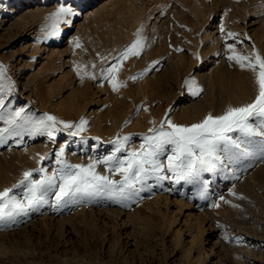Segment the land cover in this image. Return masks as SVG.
I'll use <instances>...</instances> for the list:
<instances>
[{"label": "rangeland", "instance_id": "1", "mask_svg": "<svg viewBox=\"0 0 264 264\" xmlns=\"http://www.w3.org/2000/svg\"><path fill=\"white\" fill-rule=\"evenodd\" d=\"M195 2L205 10L206 30L215 32L222 10L231 13L232 7L239 9L246 5L252 19L264 20V0H0V65L7 69V76L15 84L4 112L14 114L24 109L26 116L38 118L47 113L74 124L81 118L88 120L86 131L80 136L58 133L55 144L46 136L27 132L0 144V190L17 183L26 170L43 166L51 172L56 167L54 153L60 144H68L65 158L70 163L87 164L110 155L114 149L111 142L118 136L131 135L128 147L139 149L143 136L154 126L151 121L155 120V127H159L166 115L182 125L203 120L211 111L199 115L192 104L204 95L207 102L216 103L219 82L229 77L224 76L226 67L233 62L227 59L231 53L226 45L235 44L237 52L241 53L244 41L236 36L226 37L225 42L210 39L201 43L199 34L205 29L191 27ZM33 3L36 4L33 8L39 5L44 9L37 36L33 33L36 29L28 33L30 36L24 35L21 31L24 24L13 26L16 19L9 16L13 8L20 11ZM61 6H71L76 14L65 18L69 22L60 25L58 35L46 36L48 17ZM141 29L143 51L140 57L123 61L116 77L118 82L126 83V87L114 92L111 84L103 79L101 70L115 63L114 58L136 40V33ZM77 42L81 47H75ZM177 55L184 60L174 59ZM207 63L212 64L205 67ZM75 65L81 66L82 74L94 73L97 78L93 80L85 75L81 81ZM211 69L213 72L208 75ZM133 76L137 79H130ZM189 78H194V87L203 89L200 95H192L187 90L184 82ZM254 97L247 102L251 103ZM6 127L5 121L0 120V130ZM46 154L51 158L40 161L39 157ZM261 168H264V160L256 154L227 172H205L206 186L184 180L178 183L172 179L159 183L150 180L148 184L152 187L126 194L129 207L114 200L111 203L109 199L60 210L45 206L40 212L23 218L25 222L0 229V243L14 250L0 256L9 264H27L32 260L35 264H60L66 259L72 264L91 260L97 264H234L231 258L240 254L245 264H264V188L258 183L264 181ZM97 170L105 172L102 164ZM114 178L119 179V176ZM149 196L169 197L176 205L171 206L170 211L164 208L165 216L160 217L162 221L165 218L163 231L145 235L130 215L143 214L140 210ZM221 196L224 200L219 199ZM236 201L243 204L244 215L235 216L231 223L224 222L222 217L235 210ZM179 202L203 211L208 239L200 237L196 250L190 251L191 235L194 231L193 235H200L199 229L187 218V210L183 209L182 214L177 212ZM213 202L219 207L213 208ZM92 213L100 217V228L93 232L83 219L91 217ZM118 215L122 219H116ZM50 217L56 220L54 224L45 220ZM210 224L220 230H210ZM223 232L228 233L225 243L214 245L215 234ZM180 238L183 246L174 247L172 242ZM198 253L204 259L201 262L196 259Z\"/></svg>", "mask_w": 264, "mask_h": 264}, {"label": "snow or ice", "instance_id": "2", "mask_svg": "<svg viewBox=\"0 0 264 264\" xmlns=\"http://www.w3.org/2000/svg\"><path fill=\"white\" fill-rule=\"evenodd\" d=\"M75 14L71 6H61L51 13L46 36L58 35L60 25L69 22L65 18ZM141 32L142 29L138 30L136 40L114 58L115 63L101 70L103 79L111 84L114 92L126 87V83L118 82L116 77L123 61L140 57L143 51L144 38ZM226 35L235 38L237 34L229 32ZM240 43L243 44V41ZM75 47L81 45L77 42ZM226 47L231 53L227 59L253 75L256 94L251 103L228 106L219 115L209 112L203 120L191 125L174 123L166 115L159 127H155V120L151 121L154 126L149 128V134L143 136L139 149L128 147L131 135L118 136L111 142L114 149L110 155L87 164L70 163L65 158L68 144H60L54 153L56 167L51 172L43 166L26 170L17 183L0 190V229L23 223V218L40 212L45 206L60 210L109 199L129 207L126 194L152 187L148 184L150 180L157 183L169 179L177 183L184 180L206 186L207 181L203 180L205 172H227L230 166L239 165L256 154L264 160V55L258 50L247 54L238 53L235 44H227ZM74 67L81 81L85 75L93 80L97 78L94 73L82 74L79 65ZM6 73L7 69L0 65V120L8 125L0 130V144L26 132L46 136L49 142L55 144L58 133L66 132L68 136L77 137L86 131V118L74 124L47 113L38 118L26 116L24 109L14 114L5 113L6 100L15 91V84ZM130 79L135 80L137 77ZM184 83L192 95L198 96L203 91L202 88L194 87V78L186 79ZM50 158L46 154L40 156L39 160ZM101 164L107 174L97 170ZM35 175L39 178H34ZM233 175H236L235 171ZM116 176L119 179L114 178ZM231 194L237 195L235 192ZM219 199L224 200V197ZM211 206L217 208L219 204L213 202Z\"/></svg>", "mask_w": 264, "mask_h": 264}, {"label": "bare ground", "instance_id": "3", "mask_svg": "<svg viewBox=\"0 0 264 264\" xmlns=\"http://www.w3.org/2000/svg\"><path fill=\"white\" fill-rule=\"evenodd\" d=\"M12 1V0H11ZM244 1V0H243ZM247 1V0H246ZM252 1V0H251ZM16 2V1H15ZM233 2V1H232ZM39 3V2H38ZM197 4V2H195ZM245 3V2H243ZM241 3V4H243ZM15 5V4H14ZM236 5V4H235ZM249 5V4H248ZM36 4L33 3L31 5H26L24 6L23 9H21L20 11H18L17 9L14 10V8L10 11V13L12 15L9 16H13L14 19H16L14 21L13 26H21L24 24V26L21 28V31L25 34H28L29 32L31 33V30L36 29L33 31L34 35L37 36V34L39 33L38 31V27H41V22H42V14L44 9L42 7H40L38 5V7H35ZM31 9L27 10V8ZM224 7V6H223ZM250 7V6H249ZM20 8V7H19ZM191 8V7H190ZM229 8V7H228ZM8 9V8H7ZM11 9V8H10ZM193 9V7H192ZM223 14L221 21L217 24V27H215V32L214 31H210V30H206L205 26H206V21H208L206 14H205V10L204 8L200 5L197 4L194 7V14H195V19L191 25V27L196 28L197 30L202 31V29H205L204 33H201L202 35L199 34V39L201 43L207 42L208 40H213V41H217V42H222L224 41V39L227 37V33L231 32V33H235L237 34L236 36L239 37V39L244 41V47L241 48L240 52L243 54H247L248 52H253L258 50L262 55H264V20H261V18H259L260 20H255L252 19L250 14H248V9L247 6L244 5L242 8L240 7L239 9L233 8L232 7V12H227L225 10H222ZM251 12V11H250ZM9 13V14H10ZM7 15V13H6ZM218 15V14H217ZM216 16V15H215ZM220 16V15H219ZM6 17V16H5ZM211 17V16H210ZM1 18V17H0ZM8 18V17H7ZM194 18V17H193ZM217 18V17H216ZM211 19H209L210 21ZM219 20V19H218ZM2 21V19H1ZM5 22V21H4ZM2 22V23H4ZM38 22V25L36 24ZM214 23V21H213ZM214 25V24H213ZM216 26V25H215ZM12 26H10L9 29ZM211 27V26H210ZM213 27V26H212ZM221 27H223L224 31L221 32ZM63 31V30H62ZM66 32V31H65ZM192 32V31H191ZM214 32V33H213ZM32 33V34H33ZM36 33V34H35ZM63 33V32H62ZM187 33V32H185ZM29 35V34H28ZM31 35V34H30ZM29 35V36H30ZM187 35V34H186ZM192 35V33H191ZM218 35V36H217ZM23 36V35H22ZM33 36V35H32ZM198 36V35H197ZM60 37V36H59ZM186 37V36H185ZM194 37V36H193ZM250 37V39H249ZM31 38V37H28ZM61 38V37H60ZM33 39V38H32ZM59 39V38H58ZM183 39V38H182ZM186 39V38H185ZM188 39V38H187ZM192 39V38H191ZM194 39V38H193ZM55 41V40H54ZM57 42V41H56ZM225 42V41H224ZM55 43V42H53ZM26 45V43H25ZM55 47V46H54ZM28 48V47H26ZM39 48V47H38ZM41 48V47H40ZM51 50V49H50ZM52 52V51H51ZM55 51H53L54 53ZM52 54V53H51ZM173 54V53H172ZM170 57V56H169ZM174 58V57H173ZM179 59L180 62H182L184 60V58L182 56H176L174 59ZM28 62V61H27ZM210 63V62H209ZM229 63V62H228ZM212 64V63H211ZM211 64H204L205 67H210ZM226 65V63H225ZM21 67V66H20ZM217 67V65H216ZM237 67V69L239 68V70H234ZM23 68V67H22ZM213 72V69H211L208 72V75H211V73ZM205 73V72H204ZM207 75V74H206ZM224 76H229L226 77V80H221L219 82V88L217 90L216 93V97L218 98L216 103H212L214 101L211 102H207V95H204L203 99H200L199 101H197L196 103L194 102L192 104V106L194 108H196V111L200 114L205 115L208 111H211L212 114H216L219 112L221 113V111L228 106H232L234 104H247V100H249V98H252L255 96V85H254V81H253V75L250 71L246 70V69H241L239 67V65H237L234 61L229 63V65L226 67V75ZM33 78H31L32 80ZM32 82V81H30ZM209 83L211 84V81H209ZM185 115V114H184ZM187 115V114H186ZM256 159V158H255ZM231 169L234 167L230 166ZM264 168H261V170H263ZM212 176V175H211ZM209 178V177H208ZM229 182V181H227ZM226 182V183H227ZM225 183V184H226ZM259 183V187L264 188V181L261 180L258 182ZM228 184V183H227ZM189 186V185H188ZM233 190V188H232ZM230 191V190H229ZM228 192V191H227ZM236 193V192H235ZM230 194V192H229ZM143 195V194H141ZM162 195V194H161ZM164 196V195H163ZM162 196L161 197H154V196H149L148 198H146V203L141 207L142 210H140L143 214H133L130 215V217L134 220V223L137 224V227L139 228V230L141 231V233L145 234V235H149L152 233H158L161 230L163 231V228L166 226V224H162L165 222V218L164 221H162V218L160 217H164L165 213L163 212L164 208L167 211H170L171 206H175L176 205V201L172 200L171 198L167 197L164 198ZM140 197V196H139ZM145 198V197H144ZM145 200V199H144ZM113 200H110V202ZM141 201V200H140ZM175 201V202H174ZM110 202L107 201V204ZM115 202V201H114ZM143 202V201H141ZM113 203V202H111ZM115 204V203H114ZM179 205L177 206V212L180 214L183 213V209L187 210L188 214H187V218L194 221V223L197 225L198 227V231L199 234H194V232L191 235L192 238V245L190 247V251L195 249L196 244H199V240L201 237V240L203 237H206L208 239V235L206 232V227L204 225V220H203V211L201 210V208H197V207H192V206H188L182 202L178 203ZM111 205V204H110ZM199 205V204H197ZM202 205V204H201ZM235 205H238V207H235V210L232 212H227L226 214H224V216L222 217V220L224 222L227 223H231L233 221V218L235 216L238 215H244V209H243V204L240 201H236ZM113 206V205H112ZM108 207V206H106ZM111 207V206H110ZM202 207V206H200ZM204 210V209H203ZM110 212V211H109ZM112 212V211H111ZM174 212V211H173ZM49 213V212H48ZM100 213V212H99ZM103 213V212H102ZM116 213V212H115ZM121 213V212H120ZM168 213V212H167ZM53 214V213H52ZM57 215V213H54ZM105 214V213H104ZM103 214V215H104ZM114 214V213H113ZM119 214V213H117ZM123 214V213H122ZM46 215V214H45ZM110 215V214H109ZM175 216V215H174ZM173 216V217H174ZM47 217V215H46ZM56 217V216H54ZM111 217V216H109ZM114 218V216H112ZM42 218V217H41ZM51 218V217H50ZM107 218V217H106ZM124 218V217H123ZM175 218V217H174ZM45 219V218H44ZM84 223L86 224L87 228H89L92 232L93 231H98V229L100 228L99 225V221H100V217L99 214L95 215L92 213L91 217L87 218L84 217ZM116 219H122L121 215H118L116 217ZM48 222H50V224H54L56 222V220H54L53 218L51 219H45ZM58 220V219H57ZM27 221V220H26ZM31 222V220H29ZM34 221V220H33ZM32 221V222H33ZM25 222V221H24ZM28 222V221H27ZM175 222V221H174ZM172 220V223H174ZM29 223V222H28ZM19 225V224H18ZM22 225V224H21ZM30 225V224H29ZM25 226H28V224H26ZM21 227V226H20ZM19 227V228H20ZM166 229V228H165ZM210 230H215V232H218V227L215 228L212 224H210L209 226ZM19 230V229H18ZM27 230V228H26ZM168 230V229H166ZM23 231V230H22ZM180 230H178L179 232ZM176 232V233H178ZM190 232V231H189ZM71 234V233H70ZM179 234V233H178ZM177 234V237H178ZM191 233H189L190 235ZM224 234V235H223ZM223 234L219 235V234H215V238H216V242L214 245H223V243H225V236L228 235L227 232H223ZM231 234V233H229ZM176 235V234H175ZM181 235V233H180ZM184 236V235H183ZM6 238V237H5ZM176 238V237H175ZM173 239V238H172ZM3 240L4 237H3ZM171 241V240H170ZM173 241V240H172ZM181 238L178 240L173 241L172 245L177 246V248L181 247L179 246V244L181 245ZM191 241V240H190ZM202 242V241H201ZM184 243V242H183ZM203 243V242H202ZM174 246V247H175ZM183 246V244H182ZM198 246V245H197ZM199 247V246H198ZM197 247V250H198ZM260 247V246H259ZM176 248V249H177ZM224 248V247H223ZM182 248H180L181 250ZM238 249V248H237ZM236 249V250H237ZM256 249V248H255ZM196 250V249H195ZM257 250V249H256ZM241 251V250H240ZM239 251V253H240ZM10 252H14V250L10 247H8L7 245H5L4 243H0V255L4 256L5 254H8ZM183 253V251H180ZM181 253V254H182ZM191 253V252H190ZM184 254V253H183ZM204 254V253H203ZM243 254V252H242ZM0 256V264H9V262L7 260L4 259V257ZM183 256V255H182ZM246 256V255H245ZM198 261H202L204 260L202 258V255L200 253L197 254V258ZM245 260V259H244ZM248 260V259H247ZM245 260V261H247ZM197 261V262H198ZM230 261V260H229ZM232 263L234 264H243V258L241 257L240 254H238L237 258H234V256L231 258ZM243 261V262H242ZM250 261V259H249ZM248 261V263H249ZM36 262L34 260L31 261V263H27V264H35ZM103 263V262H102ZM105 263V262H104ZM12 264H21L19 262H15ZM41 264V263H40ZM60 264H72L70 260L66 259L64 261H62ZM85 264H97L94 263L92 260L86 262ZM101 264V263H100ZM245 264V262H244ZM247 264V263H246Z\"/></svg>", "mask_w": 264, "mask_h": 264}]
</instances>
